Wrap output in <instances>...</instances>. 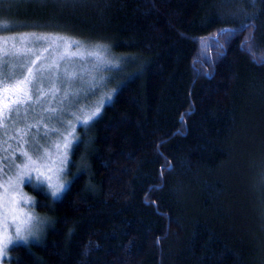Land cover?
Masks as SVG:
<instances>
[{
    "label": "trees",
    "instance_id": "1",
    "mask_svg": "<svg viewBox=\"0 0 264 264\" xmlns=\"http://www.w3.org/2000/svg\"><path fill=\"white\" fill-rule=\"evenodd\" d=\"M2 22L125 61L66 189L25 184L50 222L5 264H264V0H0Z\"/></svg>",
    "mask_w": 264,
    "mask_h": 264
},
{
    "label": "snow or ice",
    "instance_id": "2",
    "mask_svg": "<svg viewBox=\"0 0 264 264\" xmlns=\"http://www.w3.org/2000/svg\"><path fill=\"white\" fill-rule=\"evenodd\" d=\"M21 2L33 3L41 7H46L48 5H52L54 7L63 9L69 5H75L79 3L80 0H21ZM250 2L254 5L256 0H250ZM245 16L251 18L250 14L245 13ZM246 28H254V26L248 22L242 23L236 29H225L221 30L220 35H223L225 32L228 33V37L225 38V42L232 35H235L239 31H243ZM7 30V22L0 23V31ZM35 43H39L41 41H51L50 47L56 46L58 41H64L65 48L70 47V45L81 44L82 42L75 40L69 36H62L59 33H30L23 34L19 37L21 42H27L29 40H33ZM11 39L16 40V37H12ZM254 39V33L249 32V35L245 37V40L242 44L244 45L250 44V42ZM9 38L4 37L0 38V69L6 68L8 66V61L10 57H20L26 58L30 54L35 55L34 49L31 47H17L15 43L9 47L8 44ZM218 47H223L217 42ZM49 49H43L44 52H47ZM106 48L102 45L93 46V51L88 52L89 56H94L98 61H104V56L101 52H106ZM67 54V53H66ZM71 55H77L76 53H72ZM65 56L61 55L59 59H64ZM42 59V55H36L35 59L30 61L29 67L25 69V63H28L26 60L23 63L18 65L20 71H16V66H13L12 72H0V128H5L7 126L8 121L11 119L12 114L15 113L17 116L20 115L19 109L21 106H30L31 104H38L41 100L51 94L55 97L60 88L55 85L50 90V93H45L43 91L39 92V96L33 100V90L38 77H41L42 73L45 71H51L52 65L46 66L44 68H36L37 61ZM58 60L53 61V65L58 67ZM100 67V64H94L92 66V70H96ZM66 79L69 81V87L64 92L62 99L59 101V107L57 108H49L47 111L51 114L49 119L57 118V115L62 114L67 111V108L74 107L77 103H79V99L84 96L86 97L88 93L95 94V90L100 87V84L97 82L96 77L93 75L90 80H84L83 76L81 79V88L77 90L72 89V81H74L77 76L76 73H72L68 75L67 73ZM19 77V78H16ZM101 80L103 77L100 78ZM71 97V99H69ZM111 95H106L101 97L99 101V106L95 107L94 110L90 112V114L83 116L81 123L90 127L95 121L100 117L102 108L111 102ZM67 102V107L65 106ZM7 113L8 115H5ZM76 116L75 113H73ZM77 120H80V116H76ZM60 123L63 124V120H60ZM69 126L71 122H69ZM31 127H37V125H30ZM49 132L57 133L60 136V139L55 141L49 147H44L43 145H39L35 152H30L28 150H24L25 148L30 147L28 140L25 139L27 133L25 132L20 136V140L23 142V148L17 153L13 152L12 157L9 158L7 155L0 156V163H4L8 159H12L13 163L11 167L16 169V172L13 177H10L7 181L0 184V188L3 189L0 192V264H2L4 259H11L8 257L7 253L10 247L19 246L21 244L27 245L30 243V240L34 238L33 231V221L35 217L25 213H17L14 207L20 200H24L25 203H29L30 201L24 197V194L20 190V184L25 182V177H29L30 172H36V181L37 183L42 184L44 180H47L48 187L51 189V195L55 198L60 195L62 190L66 187L64 183H55L51 182L52 176L51 173L53 168L48 166L47 164H43L42 167L45 170H42V167H38V163L44 162L46 160L51 159L52 157V149H55V154L59 159L60 168L56 169L58 172L63 171V165L68 161V152L70 149H74L79 139L75 136L74 127L73 131L67 132L64 134L59 132L58 129L52 128L47 129L45 131V136L48 135ZM32 140L38 143V139L33 137ZM39 148H43V152L39 151ZM9 149H0L2 152H7ZM35 157V158H34ZM20 158L21 164H15V159ZM0 171H3L0 169ZM30 179V178H29ZM11 216L12 223L15 226V234L9 235L8 233V219ZM26 217V218H24ZM27 233V234H26Z\"/></svg>",
    "mask_w": 264,
    "mask_h": 264
},
{
    "label": "rangeland",
    "instance_id": "3",
    "mask_svg": "<svg viewBox=\"0 0 264 264\" xmlns=\"http://www.w3.org/2000/svg\"><path fill=\"white\" fill-rule=\"evenodd\" d=\"M36 33L41 34L39 32H20L14 34H5L0 32V38L7 37L9 38L8 44L9 47L12 46L13 43L16 44L17 47H31L34 49L35 55L30 54L26 58L20 57H10L8 61V66L6 68L0 69V72L11 73L13 66H16V71L19 72L20 69L18 65L20 63L25 62V71L27 67L31 66L30 61L36 58V55H42V59L37 61L36 68H44L46 66L52 65L51 71H45L42 73L41 77H38L33 90V100L39 96V92L43 91L45 93H50V90L55 85L60 88L59 93L53 97L51 94L45 96L40 103L31 104L30 106H21L19 109L20 115L17 116L15 113L12 114L11 119L8 121L6 129L0 128V149H9L7 152L0 151V156L7 155L9 158L12 157L13 152H19L21 148H23V142L20 140V136L25 132L27 135L25 139L28 140L30 147L25 148L24 150H28L30 152H35L39 145H43L45 148L49 147L55 141L60 139V136L57 133L49 132L47 136H45V131L47 129L56 128L59 132L67 134L69 131H73L75 136L79 139L82 134L89 130V127L84 126L81 121L83 116L90 114L95 107L99 106V101L101 97L106 95L114 94L116 88L112 87L114 83H117L118 74L124 69L125 61H122V58L116 54H113V51L108 47V45H102L106 48V52H101L104 56V61H98L94 56H89L88 52L93 51V46L97 44H74L70 45V47L65 48L64 41H58L56 46L50 47L51 41H41L39 43H35L33 40H29L27 42H21L19 37L23 34ZM62 35V34H61ZM65 36V35H62ZM12 37H16V40L11 39ZM48 48L47 52H44L43 49ZM67 53V54H66ZM72 53H76L77 55H71ZM61 55H64V59H59ZM58 60V67L53 65V61ZM94 64H100V67L96 70H92V66ZM76 73L77 78L72 81V89L77 90L81 88V79L83 76L84 80H90V78L94 75L97 79V82L100 84V87L95 90V94L88 93L86 97L82 96L79 99V103H77L74 107L67 108V111L62 114L57 115V118L49 119L51 115L47 110L49 108H57L59 107V101L62 99L64 92L69 87V81L66 79L65 74ZM103 77L101 80L100 78ZM19 78V77H16ZM71 99V97H69ZM67 107V102L65 104ZM103 109V108H102ZM80 116L81 119L77 120L76 116ZM5 115H8L5 113ZM63 120V124L60 123V120ZM69 122H71L72 126H69ZM30 125H37V127H29ZM33 137L38 139V143L32 140ZM43 148H39L40 152H43ZM71 150L68 152V161L65 165H63V171L58 172L56 169L60 168L59 159L55 154V149H52V157L49 160L38 163V167H42L43 164H47L53 168L51 173L53 184L55 183H64L69 184L71 177L67 175L68 162L71 156ZM35 158V157H34ZM13 161L12 159L6 160L4 163H0V184L7 181L10 177H13L16 169L11 167ZM15 164H21V159L16 158ZM42 170H45L42 167ZM36 172H30L29 177H25V182L20 184V190L24 194V197L28 199L30 202L25 203L24 200H20L17 204L14 205L17 213H25L35 217L33 221V231L34 238L30 240L35 241L39 240L45 231L47 225L50 222V219L46 216L41 215L34 209L33 199L30 194L25 189V184H31L35 186L43 187L49 194L51 195V189L48 187V181L44 180L42 184L37 183L36 181ZM30 178V179H29ZM66 187L62 190V192L66 189ZM3 189L0 188V192ZM61 192V193H62ZM60 193V194H61ZM55 199L57 197H51ZM26 218V217H24ZM8 233L9 235L15 234V226L12 223L11 216L8 219ZM27 234V233H26ZM8 255V253H7ZM4 263V260L2 262Z\"/></svg>",
    "mask_w": 264,
    "mask_h": 264
}]
</instances>
